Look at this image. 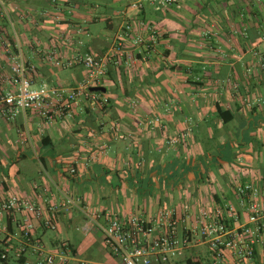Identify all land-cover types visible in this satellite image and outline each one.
Listing matches in <instances>:
<instances>
[{
  "label": "crops",
  "instance_id": "0c3cea01",
  "mask_svg": "<svg viewBox=\"0 0 264 264\" xmlns=\"http://www.w3.org/2000/svg\"><path fill=\"white\" fill-rule=\"evenodd\" d=\"M132 1L0 0V75H9L7 42L34 67L36 86L74 87L86 76L81 65H54L50 54L61 62L112 58L101 93L107 105L81 99L70 118L52 123L33 111L0 118V198L17 194L47 210L58 190H68L124 223L152 221L186 202L237 205L234 187L245 183L260 187L264 201V69L254 56L264 53V0H179V7L155 11L146 4L140 12L128 8ZM138 20L162 37L127 67L113 59L114 40ZM35 237L50 252L67 248L73 264H122L78 209L60 212L53 230L40 222ZM14 256L7 264L36 259L28 248L20 260ZM209 257L194 239L171 264ZM249 264H264V248Z\"/></svg>",
  "mask_w": 264,
  "mask_h": 264
},
{
  "label": "built area",
  "instance_id": "2783aa9c",
  "mask_svg": "<svg viewBox=\"0 0 264 264\" xmlns=\"http://www.w3.org/2000/svg\"><path fill=\"white\" fill-rule=\"evenodd\" d=\"M155 11H166L179 7V0H134L128 8L140 12L145 5ZM162 33L144 20L127 22L114 40L113 59L124 60L127 67H133L137 55L155 51ZM9 61V75H0V118L15 120L20 114L33 111L45 123H52L57 117L72 116L81 99L90 105L103 107L109 100L101 93L91 92L92 87H103L106 61L112 58L97 57L94 54L76 56L61 62L54 54L49 60L59 67L81 65L86 69L85 78L74 87L49 85L38 86L30 74L34 67L25 60L20 47L12 42L5 45ZM257 65L264 69V53L254 52ZM155 122L158 119H154ZM186 134L182 135L183 137ZM177 139L170 140L176 143ZM70 174L75 173L71 167ZM237 205L196 206L186 202L180 209H162L152 221L133 217L124 223L117 217L103 211L91 209L82 199L68 190H58L59 200L51 199L47 210L17 194L0 198V259L8 262L15 250V259L20 260L26 248L35 256L28 264H73L74 255L63 248L50 252L36 239L35 230L42 222L47 229L56 228L60 212L78 209L90 225L101 229L104 243L111 254L122 264H171L177 255L187 249L194 239H199L209 252V259L192 264H249L258 247L264 248V201L262 190L255 184L245 183L234 187ZM241 215L245 216L242 223ZM105 219V225L100 221ZM159 231V235L155 232ZM85 264V263H80Z\"/></svg>",
  "mask_w": 264,
  "mask_h": 264
},
{
  "label": "rangeland",
  "instance_id": "374dc122",
  "mask_svg": "<svg viewBox=\"0 0 264 264\" xmlns=\"http://www.w3.org/2000/svg\"><path fill=\"white\" fill-rule=\"evenodd\" d=\"M83 71V70H82ZM84 71H86V69L84 68ZM184 134H187V132L186 133H183V134H181V137H183L182 135H184ZM73 234V233H72ZM72 234H71V236H72ZM76 237H74V239L75 240H79V241H81V237H82V235H83V233L81 232V230H77L76 232H75V234H74ZM67 236H64L63 237V239L64 240H67ZM73 243H75V241H72Z\"/></svg>",
  "mask_w": 264,
  "mask_h": 264
},
{
  "label": "water",
  "instance_id": "95a60500",
  "mask_svg": "<svg viewBox=\"0 0 264 264\" xmlns=\"http://www.w3.org/2000/svg\"><path fill=\"white\" fill-rule=\"evenodd\" d=\"M90 91L96 93H105L106 89L104 87H92L90 88Z\"/></svg>",
  "mask_w": 264,
  "mask_h": 264
},
{
  "label": "trees",
  "instance_id": "16d2710c",
  "mask_svg": "<svg viewBox=\"0 0 264 264\" xmlns=\"http://www.w3.org/2000/svg\"><path fill=\"white\" fill-rule=\"evenodd\" d=\"M1 251H2V249L0 248V255H1ZM0 264H7V262L2 261V260L0 259Z\"/></svg>",
  "mask_w": 264,
  "mask_h": 264
}]
</instances>
